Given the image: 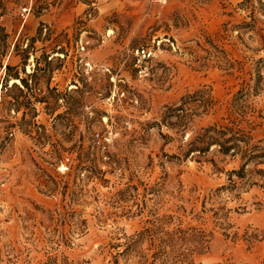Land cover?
Returning a JSON list of instances; mask_svg holds the SVG:
<instances>
[{
	"label": "rangeland",
	"instance_id": "rangeland-1",
	"mask_svg": "<svg viewBox=\"0 0 264 264\" xmlns=\"http://www.w3.org/2000/svg\"><path fill=\"white\" fill-rule=\"evenodd\" d=\"M213 125L264 140V0H0V264H264V158Z\"/></svg>",
	"mask_w": 264,
	"mask_h": 264
},
{
	"label": "trees",
	"instance_id": "trees-1",
	"mask_svg": "<svg viewBox=\"0 0 264 264\" xmlns=\"http://www.w3.org/2000/svg\"><path fill=\"white\" fill-rule=\"evenodd\" d=\"M7 69H10V66H6ZM16 79H19L21 82L24 81L23 78H20L19 74H10ZM251 88H248L246 93H243V90L240 91V94H247L250 92ZM185 104L178 106V119H180V124L185 127L188 123L183 122L184 118L189 115L188 111L185 112ZM183 113V114H182ZM236 127H239L240 121H233ZM179 124V125H180ZM240 130V132H239ZM242 129L238 131H233L228 126H219L213 125L208 128H203L202 131L198 132L195 137L190 142L189 152H195L198 154H204L208 152L213 145L219 146V151L222 154L240 155L244 161L243 167L239 170H233V173H236L243 176L245 172V166L248 162L256 161L260 163V160L264 158V140H260L258 143L253 142V137L249 134L241 133ZM258 171L264 173V169H259ZM146 232H151L149 229L140 233L139 238H142ZM180 240H182L181 246L178 247L179 254L183 255L184 258H188L190 254L194 251L198 253H204L208 248L206 234L203 231H198L195 229V232L192 236H188L186 231H182Z\"/></svg>",
	"mask_w": 264,
	"mask_h": 264
},
{
	"label": "built area",
	"instance_id": "built-area-1",
	"mask_svg": "<svg viewBox=\"0 0 264 264\" xmlns=\"http://www.w3.org/2000/svg\"><path fill=\"white\" fill-rule=\"evenodd\" d=\"M30 10H31L30 7L23 8V11L21 14L24 17V19L28 17ZM150 55L151 53L145 48L137 49L138 59H137L136 67L138 69V74L141 77H145L149 73L148 66L145 64V61Z\"/></svg>",
	"mask_w": 264,
	"mask_h": 264
},
{
	"label": "bare ground",
	"instance_id": "bare-ground-1",
	"mask_svg": "<svg viewBox=\"0 0 264 264\" xmlns=\"http://www.w3.org/2000/svg\"><path fill=\"white\" fill-rule=\"evenodd\" d=\"M16 82H20V80H19V79H16V78H15V79L13 78V79L11 80V84H14V83H16Z\"/></svg>",
	"mask_w": 264,
	"mask_h": 264
}]
</instances>
